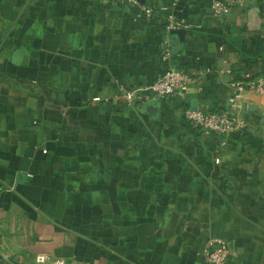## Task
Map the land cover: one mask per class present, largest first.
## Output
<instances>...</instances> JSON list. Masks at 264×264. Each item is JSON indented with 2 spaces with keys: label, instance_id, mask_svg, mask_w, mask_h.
Segmentation results:
<instances>
[{
  "label": "crops",
  "instance_id": "obj_1",
  "mask_svg": "<svg viewBox=\"0 0 264 264\" xmlns=\"http://www.w3.org/2000/svg\"><path fill=\"white\" fill-rule=\"evenodd\" d=\"M212 2L147 0L139 21L127 0H0L3 264H205L211 239L225 264H264V94L233 105L229 85L264 76V0L225 17ZM169 16L190 24L184 41ZM172 67L186 92L124 99ZM187 108L242 124L203 134Z\"/></svg>",
  "mask_w": 264,
  "mask_h": 264
},
{
  "label": "built area",
  "instance_id": "obj_2",
  "mask_svg": "<svg viewBox=\"0 0 264 264\" xmlns=\"http://www.w3.org/2000/svg\"><path fill=\"white\" fill-rule=\"evenodd\" d=\"M132 7L136 20H147L154 17V8L143 4L140 0H127ZM246 0H213L212 11L216 17H225L235 7L243 5ZM190 24L184 19L175 16H169L165 23L167 33L177 29H188ZM166 55H172V49L169 40L165 41ZM193 80L187 72L180 67L170 68L163 76L158 77L150 85L145 88L124 89L123 97L129 103L138 102L143 92L151 91L155 98L172 97L177 94L186 92L192 85ZM232 89L230 101L235 105L246 91H252L258 94H264V76H256L251 72H245L232 79L229 83ZM95 100H100L97 97ZM185 118L190 127L195 131L203 134L218 133L220 135L230 137L235 135L242 124L237 112L233 108L222 109H192L187 108ZM264 197V195H263ZM202 255L205 264H225L230 255V248L224 239L209 240ZM38 264H46L48 257L40 254L36 257ZM4 263V258L0 255V264ZM54 264H65L63 260H56Z\"/></svg>",
  "mask_w": 264,
  "mask_h": 264
},
{
  "label": "water",
  "instance_id": "obj_3",
  "mask_svg": "<svg viewBox=\"0 0 264 264\" xmlns=\"http://www.w3.org/2000/svg\"><path fill=\"white\" fill-rule=\"evenodd\" d=\"M143 4L146 3L147 0H140ZM187 30L186 29H177V30H173L171 31V35H178L182 41L185 40V36H186Z\"/></svg>",
  "mask_w": 264,
  "mask_h": 264
}]
</instances>
